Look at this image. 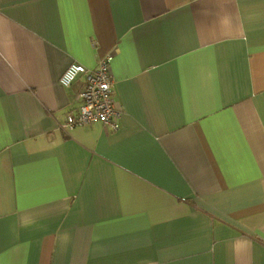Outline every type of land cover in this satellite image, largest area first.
Wrapping results in <instances>:
<instances>
[{"label":"crops","instance_id":"0c3cea01","mask_svg":"<svg viewBox=\"0 0 264 264\" xmlns=\"http://www.w3.org/2000/svg\"><path fill=\"white\" fill-rule=\"evenodd\" d=\"M0 264H264V0H0Z\"/></svg>","mask_w":264,"mask_h":264},{"label":"built area","instance_id":"2783aa9c","mask_svg":"<svg viewBox=\"0 0 264 264\" xmlns=\"http://www.w3.org/2000/svg\"><path fill=\"white\" fill-rule=\"evenodd\" d=\"M111 60V55L100 58L94 70L86 69L79 64H71L60 78L61 84L68 87L78 77H83V87L78 93L80 104L77 114L67 117L66 128L98 122L114 131L118 129L120 110L115 107L112 92L109 73Z\"/></svg>","mask_w":264,"mask_h":264}]
</instances>
